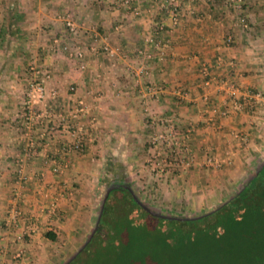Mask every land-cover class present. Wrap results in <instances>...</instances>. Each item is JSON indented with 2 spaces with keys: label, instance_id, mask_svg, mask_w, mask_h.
<instances>
[{
  "label": "crops",
  "instance_id": "crops-1",
  "mask_svg": "<svg viewBox=\"0 0 264 264\" xmlns=\"http://www.w3.org/2000/svg\"><path fill=\"white\" fill-rule=\"evenodd\" d=\"M178 1L187 14L174 24L163 0H0V264H49L45 248H69L84 236L104 176L112 175L108 156L122 163L142 197L160 198L174 212L232 196L264 160V0H242V9L225 0ZM66 17L78 25L75 42L87 49L83 67L53 48L55 39L73 44ZM158 20L166 23L156 37L164 54L152 45L147 57L138 49ZM105 43L113 53L100 48ZM34 60L50 63L52 74L45 99L29 104ZM30 109L36 116L27 126ZM169 116L178 136L194 127L188 141L196 159L154 175L148 138L167 129ZM68 123L80 127L82 150L70 148ZM206 152L216 153L219 165L208 164ZM12 207L22 211L15 225L5 221ZM26 228L30 234L18 237ZM51 228L54 240L46 236Z\"/></svg>",
  "mask_w": 264,
  "mask_h": 264
},
{
  "label": "trees",
  "instance_id": "trees-1",
  "mask_svg": "<svg viewBox=\"0 0 264 264\" xmlns=\"http://www.w3.org/2000/svg\"><path fill=\"white\" fill-rule=\"evenodd\" d=\"M107 161L114 167L105 184L128 181L117 158ZM46 236L56 239L55 230ZM69 264H264V160L229 200L194 219L154 215L115 186L96 231Z\"/></svg>",
  "mask_w": 264,
  "mask_h": 264
},
{
  "label": "built area",
  "instance_id": "built-area-1",
  "mask_svg": "<svg viewBox=\"0 0 264 264\" xmlns=\"http://www.w3.org/2000/svg\"><path fill=\"white\" fill-rule=\"evenodd\" d=\"M130 1V0H126ZM228 4L233 5L236 9L243 8V1L242 0H225ZM164 6L169 8L171 13V22L176 24L180 19H182L187 14V8L184 7L178 0H163ZM191 14L194 13V9L191 8L189 11ZM66 31L70 35L69 38H73V44L69 41H59V39H55L54 50H60L65 52L67 56L73 60L80 61V66L83 67L84 65V58L86 55V48L82 46L80 43L75 42L74 35H76L78 31V25L74 23L71 17H66L64 20ZM166 29V23L162 20H158L154 23L153 28L150 33L143 37V45L138 49L139 53L146 55L147 57L153 56V51L150 46L154 45L157 48L155 53L158 57H162L164 51L160 45H162L156 37L159 36L161 32H164ZM72 36V37H71ZM226 42L230 43L232 41V35H226ZM96 40V36L94 37ZM96 42L91 43L89 49H95ZM100 48L103 51H106L108 54L113 53L112 49L109 47L108 44H102ZM233 63L232 60L229 61ZM29 68L31 71V79L28 81V92H27V102L35 103L45 99L48 91L46 89V81L51 77L52 68L51 64L48 62L43 61H32L29 63ZM140 75L144 76L147 70L145 69L144 65L140 66L138 69ZM202 72L204 75H207V68L203 67ZM227 80L223 79L222 82L225 83ZM205 83H208V78L205 79ZM70 90H75V84L71 83L69 86ZM52 96L56 94V90H52L50 93ZM234 107H237L239 103L237 101L233 102ZM81 110L80 107H76L72 110V114L76 115ZM228 110L226 107L220 109L219 113L221 115L227 114ZM26 124L29 126V123H33L36 114L31 109L29 112L26 113ZM38 116V114H37ZM94 118V117H91ZM166 128L161 129L159 132H154L150 138L148 139V143L150 144V148L152 150L151 156L147 158V165L149 166L150 170L155 172V174H162L166 176L172 172L171 166L174 164H178L183 166L184 168L189 167L194 160L196 159L195 152L190 148L188 136L190 132L193 131L194 127L190 124L186 130L184 131L182 136H178L175 133V126L173 122V117L169 116L166 118ZM67 129L73 134L74 138L71 141L70 148L75 150H82L84 146V135L80 131V127L75 126L71 123L66 125ZM55 126L51 125L47 128L48 132L54 131ZM234 136H238L237 131H231ZM205 159L208 164L217 166L219 165V158L214 152H206ZM217 164V165H216ZM58 167H55V169ZM161 176V175H160ZM56 208L55 201L52 200L50 204H48L49 212H53ZM21 210L17 207H12L7 211L5 214V221L7 224L15 225L17 223V218L21 215ZM31 229H25L24 233L18 235V237H22L24 235H29Z\"/></svg>",
  "mask_w": 264,
  "mask_h": 264
},
{
  "label": "rangeland",
  "instance_id": "rangeland-1",
  "mask_svg": "<svg viewBox=\"0 0 264 264\" xmlns=\"http://www.w3.org/2000/svg\"><path fill=\"white\" fill-rule=\"evenodd\" d=\"M149 139V138H148ZM149 150H148V155H147V158L149 156H151V148L150 146L148 147ZM147 158H146V161H147ZM147 163V162H146ZM153 173V172H152ZM155 175V173H153ZM106 184L103 185V189L105 187ZM237 188V186H236ZM237 190V189H236ZM143 198V199H142ZM226 198L228 197H218V198H213V202L211 203V206L208 207V206H204V207H201L200 209H197L195 211H188V212H174V207H172V211L171 210H166L163 206H162V203L160 202V198L156 200V198H153V197H142L141 195V199L143 201H145L148 205H150L152 208L156 209V210H159V211H162V212H165V213H172V214H194V213H199V212H202V211H205V210H208L214 206H216L217 204H219L220 202H222L223 200H225ZM185 201H189L188 199H185ZM191 202H189L190 204ZM164 208V209H163ZM180 209H183V206L180 207ZM94 220L92 221L91 223V226H93V223H94ZM89 227L85 233V235L83 237H80V239L73 243L71 245V247H66L65 249H59L58 251H55V250H51V248H45L44 250V253H45V260H46V263H49V264H62L65 259H67L78 247L79 245L86 239L87 235L89 234L90 230L92 227ZM9 252V251H8ZM12 253V251H11ZM12 259H15V258H12Z\"/></svg>",
  "mask_w": 264,
  "mask_h": 264
},
{
  "label": "water",
  "instance_id": "water-1",
  "mask_svg": "<svg viewBox=\"0 0 264 264\" xmlns=\"http://www.w3.org/2000/svg\"><path fill=\"white\" fill-rule=\"evenodd\" d=\"M118 185H122L126 188H128L130 190V192L132 193L134 199L141 205L143 206L145 209H147L149 212H151L154 215L157 216H164V217H168V218H190V219H194V218H198L200 216H202L203 214H206L207 212L213 211L217 206H219L220 204H222L225 200H229L230 197L226 198L225 200H223L222 202H220L219 204H217L216 206L199 212V213H194V214H172V213H165L159 210H156L154 208H152L150 205H148L145 201H143L140 196L136 193V191L134 190V188L132 187V185L128 182V181H111L110 183H108L104 189V193H103V197L101 199L100 205H99V209H98V213L95 219V222L93 224V227L91 228L89 234L87 235L86 239L81 243V245L67 258L65 259V261L62 264H69L76 256L77 252H79L86 244L87 242L90 240V238L92 237V235L94 234V232L97 229L98 226V222H99V218L104 206V203L107 199V196L110 192V190L112 188H114L115 186Z\"/></svg>",
  "mask_w": 264,
  "mask_h": 264
}]
</instances>
